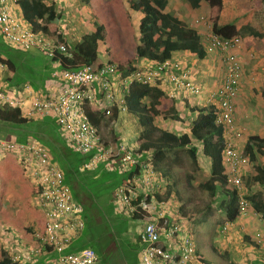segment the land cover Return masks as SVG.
Here are the masks:
<instances>
[{
  "label": "built area",
  "instance_id": "1",
  "mask_svg": "<svg viewBox=\"0 0 264 264\" xmlns=\"http://www.w3.org/2000/svg\"><path fill=\"white\" fill-rule=\"evenodd\" d=\"M15 3L16 0H0V35L15 48L36 47L50 59L55 56L54 61L59 67L52 70L51 75L59 81V89L38 94L31 93L25 86V95L21 92L10 94L0 84V103L19 107L26 118L52 114L67 145L80 153L89 152L78 165L79 170L103 163L105 167L128 171L112 193L116 211L122 210L143 222L136 229L141 243L139 264H208L195 246L189 221L181 212V203L175 192L164 195L168 183L151 165V150L144 149L149 154L148 160L139 161L136 147L101 136L98 126L89 117L88 107L95 105L105 116L111 113L112 104L124 110V94L127 95L132 82L148 85L161 82L164 92L172 98L203 94L200 104L212 106L214 121L222 126L221 163L235 192L238 215H243L252 204L245 183L249 158L237 144L242 131L233 121L234 97L239 90L242 72L237 52L240 37L221 36L210 27L206 30L201 45L205 53L215 52L219 56L222 75L215 86L203 91L191 77L190 70L176 58L146 59L147 63L128 71L121 70L115 61L102 62L95 68L84 62L75 67L61 66L58 55L69 56L68 45L56 35L34 30L28 23L18 20L12 7ZM4 68L0 60V73ZM115 76L122 84L119 88L121 95L110 82ZM25 100H28L27 106H24ZM5 154L13 156L22 175L34 186L31 202L42 215V230H35L32 237L35 244L27 247L28 253L35 260L43 256L45 260L39 264H98L97 253L90 246L66 250L84 226L82 206L63 182L62 171L47 147L34 139L18 141L14 137H0V157ZM158 193L163 196H157ZM254 214L263 221L256 241L264 244V217L261 213ZM233 223L234 220H225L221 230L226 232ZM13 251L14 254H9L11 262L21 261L24 256L21 247L16 246Z\"/></svg>",
  "mask_w": 264,
  "mask_h": 264
},
{
  "label": "trees",
  "instance_id": "2",
  "mask_svg": "<svg viewBox=\"0 0 264 264\" xmlns=\"http://www.w3.org/2000/svg\"><path fill=\"white\" fill-rule=\"evenodd\" d=\"M112 1L82 0V3L88 9L90 17L93 19V28L89 32L82 34L76 43L68 47L69 56L58 55L60 56L59 65L75 67L78 63L84 62L91 68H95L103 62L100 58V49L105 52L108 60L117 62L125 71L137 67L132 65L134 58L143 57L145 60H163L170 58L171 52L174 50H188L194 52L198 57H202L205 54L200 43L199 33L180 18L167 11L165 9L166 0H129L127 4L129 11L127 13L128 15L125 13L126 17L128 19L132 18V12H138L140 16L137 21L134 18L131 20L132 25L129 22L131 27L134 26L133 36L135 39L131 57H124L122 55V41L118 31L117 19L111 7ZM114 1L118 4L116 13L120 14L124 0ZM186 1L192 8L198 7L200 2L206 4L208 7L207 20H209L210 28L213 32L226 37L238 35L242 40L254 46L260 55L264 56V34L260 30L246 25L244 33L240 34V29L235 23L224 21L222 15L226 0ZM18 2L20 4L22 18L34 30L56 32L58 26L55 24V21L58 14L53 2L50 4H45L43 0H18ZM261 3L264 7V0H261ZM123 11L125 12V10ZM60 41L66 43L61 37ZM52 59L54 60L55 56ZM1 60L3 61V59ZM4 62L10 69L13 68L10 58H5ZM260 96L264 99V80L260 87ZM126 103L130 109L139 114L138 122L141 129L135 139L138 147L151 149L150 163L155 168H162L161 172L164 175L166 174L168 177H171L170 171L168 170L169 163L177 160L180 152L185 153L190 161L195 164L197 162V156L193 142L200 144L201 153L209 158V177L206 180L200 181L198 185L206 189L211 197L215 198L218 194L221 195L219 202L225 211V218L230 221L235 220L239 214L238 204L235 192L227 181L221 163L220 151L223 142L222 126L215 123L212 106L195 108L196 115L190 120L188 132L175 133L171 130L161 129L154 123L156 116L171 119L178 118L173 98L168 96L160 87L132 82L128 88ZM89 117L92 122L97 124V120L93 118L90 112ZM44 119L45 117L41 123L31 122L26 127L27 121H31V119L20 115L17 107H8L5 105L0 107V124L10 122L15 124V126L10 124L6 125L7 127H11V129L18 127L14 131L10 129L15 132L16 140L21 141L19 138L23 135V131L28 134V130H33L31 132L32 136L42 141V143H50V150L51 146L56 148L54 152L51 151L53 158L54 155L64 157L61 145L58 147L57 143H51V137L45 138L42 133H39V131H42L39 128L43 127L41 126L43 124L53 127L49 125L51 123L50 121ZM37 129L39 130L37 131ZM55 134L57 133L55 132ZM243 153L247 154L250 160L253 161L250 173L245 176L246 185H256L262 188V191L257 190L248 193V199L251 201L254 210L264 213V163L255 161L257 154L264 157V135L261 137L252 134L248 135L243 145ZM88 154L82 157L77 164L79 165L86 159ZM56 161L59 162L58 160ZM67 163L62 164L59 162L62 168L63 182L66 185V169L72 167L71 165L67 166ZM77 164L74 166L75 169L78 168ZM186 177L191 179L189 173L186 174ZM1 179L3 183L0 187V202L4 200L5 204L4 209L0 211V227L9 225L16 230H23L26 236H30L26 238L31 241L28 242L27 246L33 243L35 244L32 238L34 232L35 230H42L41 212L33 205H30V197L35 188L22 175L21 170L16 165L11 154H5L0 157ZM11 180L17 182L19 187L12 186ZM166 183H168V189L164 195L168 196L171 193V188L172 190L174 189L169 185L168 181ZM175 193L176 195L177 193L180 194L179 191H175ZM111 194L113 199V193L111 192ZM157 196L161 197L163 195L158 193ZM15 201L19 202L17 204L18 213L16 215L12 214L9 210V207ZM184 204L185 202L182 203L181 210H185ZM185 213L189 217L196 215L201 218L205 213V209L201 208L194 214H190L185 210ZM27 218L31 219V224L23 226L22 223ZM0 264H15L11 262V258L1 240Z\"/></svg>",
  "mask_w": 264,
  "mask_h": 264
},
{
  "label": "rangeland",
  "instance_id": "3",
  "mask_svg": "<svg viewBox=\"0 0 264 264\" xmlns=\"http://www.w3.org/2000/svg\"><path fill=\"white\" fill-rule=\"evenodd\" d=\"M128 3L129 0L123 1L122 12L120 14L116 13L118 4L114 0L112 1L111 6L117 19L118 31L122 41V51L125 57H127L126 55H131L132 52L135 38L133 36L134 26L131 27V20H133V17L137 16V13H134L131 15L132 18L128 19L126 17L125 13L127 14L129 11L127 8ZM179 4L180 6L177 10L179 12V17L187 25L191 27L196 26L199 29L202 28L204 31L210 27L209 20H207L208 7L206 5L199 7L195 13H191V7L186 0H180ZM82 5L84 4H82L81 0H74V2L71 3L72 7H76L79 10V7ZM123 10H125V12ZM87 15L90 18V14L88 13ZM222 17L224 21L235 23L240 29V34L244 33L246 25L254 27L264 34V7L261 0H226ZM88 20L89 19H86V21ZM69 22L73 24V21L70 20ZM90 22L91 21H89V23ZM129 22H131V25ZM202 30H200V32ZM0 52L8 56L16 67V74L14 75L16 82L13 78L4 80L5 85L9 87L16 84L17 89L21 92L25 89V86L30 87V84L34 85L39 82L43 83L47 76L50 75V64L53 63L40 51L37 53H31L28 50L15 48L10 43L6 42L0 35ZM237 52L242 72L240 74L239 90L234 97V99L236 98V103L234 104L236 106V111L233 115V121L242 131L241 138L237 140V144L239 143L238 146L243 150L244 143L240 142L243 141V138L246 139V137L251 134L259 137L264 135V99L260 96V87L264 80V56L260 55L254 46L242 40L241 37ZM213 54L217 55L215 52L210 55ZM176 56L177 55L173 52L170 58L177 59ZM181 60L183 61V57ZM216 62L219 63V61ZM51 66L53 68L55 65ZM218 67H222V62L219 63ZM220 71H222V69H220L219 72ZM221 75L222 74L217 75L216 78H219ZM26 77L29 78L30 82L28 79L19 81ZM213 78H215V76H213ZM17 82L19 83L17 84ZM20 85L24 88H21ZM136 113L138 114V112ZM103 120V124L107 127V120ZM175 120V118H162L159 122L156 121V123L166 126L174 132H180L182 130H180L182 123H175ZM54 121L50 122L55 129H58V126ZM187 121L188 120H186V122ZM126 123L127 124H124L122 130L119 131L121 137L119 140L124 143L128 142L127 144H129L132 143L134 136H136L139 125L132 123L130 120ZM29 124L30 123H27L26 127ZM7 129L8 128L2 129L0 126V137L6 135L5 132ZM32 131L33 130H28V133L31 134ZM55 132L50 126L43 128L40 133H42L45 138L51 137V143H57L58 147L61 145L64 157L54 155L53 159L55 161L58 160L62 164L68 162L67 166H72L66 169L67 179L65 182L67 183L74 200L82 206V215L85 220V228L82 236L83 239L79 244V248L90 246L95 249L97 251L98 264H139V249L141 243L135 232L136 227L140 226L143 222L141 219L132 218L122 210L115 211V203L111 194L122 177L123 170L113 168L112 166L104 167L101 163H98L94 168L90 169L77 170V167V169H75L74 166L89 152L80 153L73 150L67 145L63 135H57ZM100 134L103 137L112 138L109 133L105 134L104 130L100 131ZM26 135V132L23 131V135L19 140L23 141L26 138ZM193 143L195 146L197 162L193 164L185 153L180 152L177 160L169 163L168 170L170 171L171 177H168L166 174L163 176H165L169 185H171L176 192L180 191V194L183 197L181 200L185 202V210L188 213L194 214L201 208L205 209L204 215L201 218L195 215L191 220V223L195 246L206 258L207 263L230 264V261H235L234 258H236V256L234 254L232 256L230 251L225 254L223 247L226 246L222 244L220 240L223 233L224 237L228 236L230 231L237 227V224L233 223V226L227 230L226 233L220 229L221 223L226 219L224 210L219 202L221 195H217L215 198L211 197L206 189L198 185L200 181L208 178V161L207 159H204L205 157L203 155H201L200 144L198 142ZM44 144L49 152H54V149H56L51 146L50 150V143L47 144L44 142ZM256 159V162H264V157L261 155L257 154ZM59 162L57 163L62 170ZM249 166H253V161H249ZM159 169L162 171V168L159 167ZM187 173L190 174L191 179L186 177ZM10 182L12 186L19 187L17 182L13 180ZM2 183L3 180L1 179L0 187ZM251 190L262 191V188L256 185L248 186V191L250 192ZM177 195L175 196L179 198L178 193ZM15 203L16 205H14ZM15 203L13 204L14 206L12 205L9 207L10 212L14 215L18 213L17 204H19V202L15 201ZM4 204V200L0 202V211L4 209ZM32 204L33 203L31 202L30 205L32 206ZM30 218L23 221V226L31 224ZM29 237L25 235L23 230H16L12 226L4 225L3 227H0V240L10 256L14 254L13 249L17 246L21 247V250L24 252L22 260H31L27 248L28 242L31 241L26 239ZM20 238L23 241L20 242ZM22 243L25 245L18 246ZM241 243L243 242L241 241ZM239 247L240 249L244 248L241 244L238 246L237 250H240ZM22 260L15 264H25V261ZM44 260L45 258L40 256L36 262L34 261V264L43 262Z\"/></svg>",
  "mask_w": 264,
  "mask_h": 264
},
{
  "label": "crops",
  "instance_id": "4",
  "mask_svg": "<svg viewBox=\"0 0 264 264\" xmlns=\"http://www.w3.org/2000/svg\"><path fill=\"white\" fill-rule=\"evenodd\" d=\"M78 1H80V0H78ZM166 1L167 2L165 5V9L167 11H169L170 13H172V15L180 18L179 12L177 11L179 6H180V4H179L180 0H166ZM43 2L45 4H50L51 2L55 3L54 4L55 10L58 14V17L55 21V24H57V26H58V29L56 30V32H54V33L51 31H48V32L43 31V32L50 35V36L56 35L59 38V40H60V37L63 38L65 40L66 44L68 45V47L70 45H73L74 43H76L80 39L82 34L89 32L93 28V19L91 17L89 18V16L87 15L89 12H88V9L86 6H84V5H82L80 7L78 6L80 8V10L77 9L76 7H72L71 3L74 2V0H43ZM56 3H58V4H56ZM205 5L206 4H204L203 2H200L198 7H195V8L191 7V10H192L191 13H195L199 7H201V6L203 7ZM12 7H13V12H14L15 17L18 20L22 21L23 23H28V22H26V20H24L22 18V12H21V8H20V4H19L18 0H16V3ZM134 13H137V16L133 17L137 21L140 14L138 12H132V14H134ZM86 19H89V20L86 21ZM70 20L73 21V24L71 22H69ZM89 21H91V22L89 23ZM193 28L197 31V33H199L200 42L201 41L203 42L206 30L204 31V29L203 30H202V28L199 29L196 26H193ZM200 30H202V31L200 32ZM55 33H58V34H55ZM27 50L30 51L31 53H37L38 51H40L36 47H31ZM173 52L177 55L176 56L177 59L180 60V62L183 64V66L187 67L190 70L191 77L194 79V81H197L198 84L201 85L203 91H205L207 88L209 89V88L215 86L216 83L219 82V79L221 78V76L219 78H216V76L222 74V71L219 72V70L222 69V67H220V68L218 67L219 63L221 62L218 55H214V54L210 55L213 52H209V53H205L202 57H198L194 52H190L188 50H174L171 52V54ZM122 55L125 57V55L123 53H122ZM131 55H132V52H131ZM131 55H126V56L131 57ZM180 57L181 58L183 57V61L181 60ZM195 57H196V59H195ZM5 58H9V57L0 52V60L3 59V61L2 60L1 61L5 65V68L0 73V82H1L0 84L2 87H4V89H6V91L8 93L12 94V93L16 92L15 94H18L20 92V90L17 89L16 84L11 86V87L5 85L4 80L10 79V78L14 79V75L16 74V67H15L14 63L12 62L13 68L10 69V67H8V65H6V63L4 62ZM100 58H101V61H103V62L113 61V60H108L107 55L105 54V52L102 49H100ZM50 60L53 63V64H50V68H51L50 71L59 67L58 65H56L57 62H55L53 59H50ZM216 61H219V63ZM145 63H147V60H145L143 57L134 58V60H132V65H134V66H141ZM67 64H69V63H67ZM51 65H55V66L52 68ZM61 66H64V65H61ZM121 70H125V69L121 68ZM213 76H215V78H213ZM27 79L29 81L28 77L20 79L19 81L27 80ZM14 81L16 82L15 79H14ZM110 82L112 84V87L115 86V89H117L116 93L118 95H121L119 88L120 87L122 88V84L120 82H118L117 76H115L113 79H111ZM18 83L19 82H17V84ZM30 85H31L30 86L31 88L28 86L27 87L31 91V93L35 92L38 94H42L48 90H50L52 92H55V91L57 92V90L59 89V81L51 75V72H50V75L47 76V78L43 81V83L39 82V83H35L34 85H32V84H30ZM156 86L160 87L163 90V84L161 82H156ZM20 87L24 88V87H22V85H20ZM22 92H23V90L21 91V94H22ZM117 94H116V96H117ZM22 95H25V94L23 93ZM97 95H99V94H97ZM124 97L126 98L125 94H124ZM200 99H201V95H197V96H192V95L190 96L189 95L186 97L177 96V97L173 98V101H174V104L176 107V114L178 115V118L175 120V123H178V124L182 123V125L180 126L181 127L180 130L181 129L182 130L180 132H175V133L188 132V129L190 126V120L196 115V112L194 111L195 108L202 107V105L200 104L201 103ZM235 100H236V98L234 99V104L236 103ZM237 101H238V99H237ZM125 102H126V99H125ZM27 105H28V100H25L24 106H27ZM2 106H4V104L0 103V107H2ZM17 108L19 109L20 115H22L21 109L19 107H17ZM88 110L91 113V115L93 116V118H95L97 120V124L96 123L95 124L98 126L99 130L100 131L104 130L105 134L109 133L110 136L112 137L110 139L118 140L119 138H121L119 131L122 130L124 124H127L126 122L128 120L132 121V123H136L139 125V122H138L139 114H137L135 111L130 109L127 106V103H126V108L124 110H119L115 104H112L111 113L108 116L103 115L100 112V108L96 107L95 105H89ZM235 111H236V106L234 105L233 115L235 114ZM111 114H113V115H111ZM44 117H45L44 120H46V121H54L55 120V118L52 114H45L41 117H36V118L32 117V118H30L31 121L28 120L27 123H31V122L41 123V122H43ZM103 119L107 120V127L105 126V124H103L104 123ZM160 119H162L161 116L155 117V119H154L155 125L161 129L170 130L168 127L162 126V125H159L156 123V121L159 122ZM163 119H166V118H163ZM186 120H188V121L186 122ZM4 123H6V124H0V126L2 127V129H6V128H8V129L6 131L7 133L5 132L6 135H4L2 137H12V138L14 137L15 138V132H13V131L16 130L15 128H18V127L11 129V127H7L6 125L12 124L15 126V124L10 123V122H9V124H7L8 122H4ZM49 125H52V124L50 123ZM41 126H43V127L39 128L41 130H43V128H45V127H50V126H46L45 124H43ZM51 128H53L54 132L56 130V133L58 135H62L59 128L58 129H55L54 127H51ZM10 129L13 131H11ZM39 129H37V131ZM140 129L141 128L139 125V128L137 129L136 136H134L132 143H129L128 145H130L133 148L136 147V150L139 151V152L137 151L139 153L137 156L139 161H147L149 154L147 152H144L143 148L138 147L137 142L135 141L136 137L138 136V134L140 132ZM107 130H108V132H107ZM40 132L41 131H39V133ZM104 138H106V137H104ZM26 139H34V140L41 142L40 140H38L36 137L32 136L29 133L26 135L25 140ZM245 140L246 139L243 138V141H240V142L244 143ZM146 149H150V148H146ZM50 154H51V157L53 159L51 152H50ZM201 155H203V154L201 153ZM203 156L205 157L204 159H207V161H208V171H209V158L205 155H203ZM256 157H257V155L255 156V161H257ZM248 158H249V156H248ZM53 161H55V160L53 159ZM249 161H251L250 158H249ZM258 163H260V162H258ZM101 164L105 167V165L103 163H101ZM248 168H249L248 173H250L251 167L249 166ZM154 169L157 172H159L160 174L164 175V173H162L159 168L154 167ZM127 172L128 171H123L121 178H123ZM121 178L119 181L122 180ZM258 187H260V186H258ZM255 191L256 190H251L250 192H255ZM179 193H180V191H179ZM175 195H176V193H175ZM181 198H183V197L181 196V194H179L178 200L182 205V203L184 201H182ZM30 199H31V197H30ZM181 212L187 217V219L189 221V225H190V230L192 231V234H193V230H192L193 227H192L191 220L193 219L194 216L189 217L185 213V210H181ZM224 213H225V211H224ZM254 213H255V211L251 208L247 211V213H245L243 215L242 214L238 215L234 220L235 223L237 224V227L235 229L231 230L230 234L228 236L224 237V233L221 235L220 241L222 242V244H224L226 246V247H223L224 253L226 254L228 251H230L232 256L234 254L236 256V258H234V257L233 258L235 259L234 262L236 264H264V244L257 243V241H256L260 227H261L263 221L259 217V215H255ZM221 225H222V223H221ZM221 225H220V229H221ZM138 227H136V229ZM84 228H85V220H84V226H83L81 232L79 233V235L72 238L70 246L66 249L67 251H74V250L79 249V244L82 242V239H83L82 236H83ZM135 233H137V230ZM240 240L243 243H241ZM241 244L244 246V248L240 249V247H239L240 250H237L238 246H240ZM23 245H25V244L22 243L19 246H23ZM197 250L200 252V250L198 248H197ZM22 261H25L24 262L25 264H34V261L36 262L35 258L32 256H31V260H27V259L24 260L23 259ZM234 262L230 261L229 263L235 264ZM36 264H39V263H36Z\"/></svg>",
  "mask_w": 264,
  "mask_h": 264
},
{
  "label": "clouds",
  "instance_id": "5",
  "mask_svg": "<svg viewBox=\"0 0 264 264\" xmlns=\"http://www.w3.org/2000/svg\"><path fill=\"white\" fill-rule=\"evenodd\" d=\"M167 181H168V180H167ZM172 191H173V190H172ZM173 192H175V191H173ZM250 202H251V201H250ZM251 204H252V203H251ZM252 209L254 210L253 205H252ZM254 211L257 212V213H261V212L256 211V210H254ZM261 215L264 217V213H261ZM225 220H227V219H225ZM225 220H224V221H225ZM224 221H223V222H224Z\"/></svg>",
  "mask_w": 264,
  "mask_h": 264
}]
</instances>
